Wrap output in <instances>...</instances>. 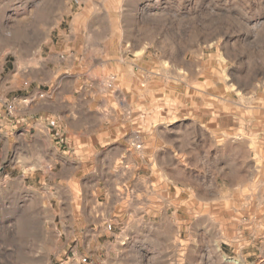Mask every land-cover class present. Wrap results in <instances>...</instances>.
I'll return each instance as SVG.
<instances>
[{
    "label": "rangeland",
    "instance_id": "1",
    "mask_svg": "<svg viewBox=\"0 0 264 264\" xmlns=\"http://www.w3.org/2000/svg\"><path fill=\"white\" fill-rule=\"evenodd\" d=\"M87 45L95 80L128 94L134 121L164 138L190 128L189 184L177 175L168 221L155 206L131 234L86 216L55 161L0 149V264H264V0H0L1 92L29 99L34 83L15 88L14 72Z\"/></svg>",
    "mask_w": 264,
    "mask_h": 264
},
{
    "label": "crops",
    "instance_id": "2",
    "mask_svg": "<svg viewBox=\"0 0 264 264\" xmlns=\"http://www.w3.org/2000/svg\"><path fill=\"white\" fill-rule=\"evenodd\" d=\"M122 30H127L124 25ZM131 43L134 45L123 35L120 47ZM88 45L79 56L62 54L54 61L55 68L50 63H38L14 72L11 85L15 88L22 83L34 85L28 92L30 104L19 105L15 116H8L0 107V133L5 134L0 135V149L15 152L26 164L31 159L55 161L59 181L73 185L82 192L81 198L85 197L81 205L71 198L72 208L80 209L79 204L96 225L115 223L117 229L116 224L126 220L134 234L139 229L136 223H153L155 206L161 207V215L166 214L168 221L167 208L174 205L170 186L179 179L189 184L193 166L191 132L189 127H182L166 132L164 138L158 123L154 130L144 128L141 120L134 121V105L128 101V94L112 93L95 80L96 55ZM47 74L49 89H43ZM21 131L22 138L18 135ZM208 135L214 147L222 150L217 131ZM198 151L209 160L210 147L199 146ZM221 167L218 162L214 169ZM162 186L166 190L158 193L155 189Z\"/></svg>",
    "mask_w": 264,
    "mask_h": 264
},
{
    "label": "built area",
    "instance_id": "3",
    "mask_svg": "<svg viewBox=\"0 0 264 264\" xmlns=\"http://www.w3.org/2000/svg\"><path fill=\"white\" fill-rule=\"evenodd\" d=\"M30 100L27 97L17 96L9 98L5 96L0 90V107L1 111L7 114L10 117L15 116V113L18 111L19 105H28ZM135 145V143H134ZM137 148L141 147V144L135 145Z\"/></svg>",
    "mask_w": 264,
    "mask_h": 264
}]
</instances>
